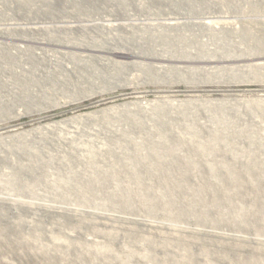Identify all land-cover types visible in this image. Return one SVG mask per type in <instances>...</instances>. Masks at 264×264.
Returning <instances> with one entry per match:
<instances>
[{
  "label": "rangeland",
  "instance_id": "obj_1",
  "mask_svg": "<svg viewBox=\"0 0 264 264\" xmlns=\"http://www.w3.org/2000/svg\"><path fill=\"white\" fill-rule=\"evenodd\" d=\"M0 264H264V0H0Z\"/></svg>",
  "mask_w": 264,
  "mask_h": 264
}]
</instances>
